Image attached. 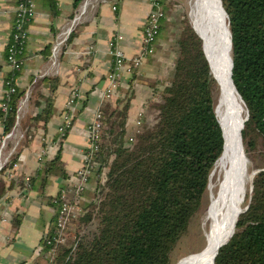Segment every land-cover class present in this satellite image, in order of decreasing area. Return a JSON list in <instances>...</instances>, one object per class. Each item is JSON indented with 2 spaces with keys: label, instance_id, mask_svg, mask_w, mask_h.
Wrapping results in <instances>:
<instances>
[{
  "label": "trees",
  "instance_id": "16d2710c",
  "mask_svg": "<svg viewBox=\"0 0 264 264\" xmlns=\"http://www.w3.org/2000/svg\"><path fill=\"white\" fill-rule=\"evenodd\" d=\"M82 1L75 0V6ZM161 1L167 8L166 0ZM222 2L232 32V78L248 110L243 144L248 158L259 149L262 165L253 177L248 208L240 214L234 235L219 249L215 264H264V0ZM182 24L179 57L156 101L157 118L130 133L128 98L103 109L102 142L91 176L93 198L82 203L79 199L84 213L71 224L77 229L68 230L55 262L44 256L42 237L43 251L30 264H173L174 250L202 210L211 173L224 150L220 114L215 111L221 80L214 67L219 85L212 76L202 39L186 19ZM24 93L18 88L8 112H2L3 136L15 127ZM51 108L52 102L34 119L48 120ZM17 158L15 153L0 173ZM57 161L46 163L38 175L54 172ZM32 186V179L23 184ZM61 197L59 192L51 200L56 213ZM55 219L56 214L49 230Z\"/></svg>",
  "mask_w": 264,
  "mask_h": 264
},
{
  "label": "crops",
  "instance_id": "0c3cea01",
  "mask_svg": "<svg viewBox=\"0 0 264 264\" xmlns=\"http://www.w3.org/2000/svg\"><path fill=\"white\" fill-rule=\"evenodd\" d=\"M18 2L0 0L1 166L15 153L18 155L15 165L0 173V190L4 189L0 197V264H30L39 254L41 239L56 214L51 200L77 181L76 174L88 146V125L98 109L116 107L128 98V131L132 133L136 129L143 112V122L151 121L156 101L171 80L179 57L175 29L166 15L155 52L136 69L125 70L119 88L106 100L108 75L114 60L110 42H115L128 58L139 52L150 1L94 0L95 7H89L84 19L75 25L67 44L60 50L57 64L53 65L52 47L74 25L82 2L76 7L75 0H35L36 12L28 24L24 65L15 75L17 87L25 93L10 132L13 135L3 145L8 134L3 136L1 104L7 90L6 80L14 73L7 62V45ZM74 92L78 96L69 106L67 102ZM50 102L49 119H34L45 112ZM66 114L72 116V124L62 136L59 128ZM57 159L54 172L38 175L46 163ZM27 178L32 179V189L23 187ZM94 188L95 180L91 179L81 203L93 198Z\"/></svg>",
  "mask_w": 264,
  "mask_h": 264
},
{
  "label": "built area",
  "instance_id": "2783aa9c",
  "mask_svg": "<svg viewBox=\"0 0 264 264\" xmlns=\"http://www.w3.org/2000/svg\"><path fill=\"white\" fill-rule=\"evenodd\" d=\"M149 1L151 3V10L144 23L143 41L139 52L135 56L128 58L126 54L115 44V42H110L114 60L112 70L108 75L109 87L105 92L106 100L111 98L114 92L119 88L122 75L125 70L127 72L132 71L135 67L141 65L148 56L155 52L156 43L161 31L162 21L166 17V13L161 0ZM35 6V0H19L17 5L16 17L11 31V39L7 45V62L14 73L13 77L6 80L7 90L5 92L4 100L1 104V110L5 114L9 110V103L11 102L13 93H15L18 89L15 83V75H17L22 70L24 65L23 56L26 51L29 36L28 24L35 16ZM89 7H95L94 0H83L80 8L75 14L74 25L68 27L54 43L51 54V61L53 65L57 64L61 48L67 44L73 28L76 24L84 19ZM121 38L122 36H119V39ZM77 96L78 92H74L71 95L67 102L69 106L75 102ZM103 113L104 111L102 106L100 109H98L93 120L88 125V146L85 150L83 164L76 174L77 181L72 183L65 191H62V200L58 202L55 226L52 230L46 231L43 235L47 247V250L44 252V256L52 263L57 259L60 247L66 242L67 232L70 229L71 224L84 213L83 206L79 199L81 198L86 187L89 185L93 169L95 168L94 158L97 152L100 150V145L102 142ZM143 114L137 121V127L135 129L136 131L144 121ZM155 118H157V113L152 118V121H154ZM71 124L72 116L66 114L64 122L59 128L60 134L62 136L66 134V131L71 126ZM12 135V133L7 135L3 141V145L5 144L6 139ZM130 139L131 141H134V136H132ZM1 154L2 152L0 150V158ZM1 167L2 166L0 164V169ZM26 181V184L29 185L30 178H27ZM42 251L43 248L41 246L39 253Z\"/></svg>",
  "mask_w": 264,
  "mask_h": 264
},
{
  "label": "bare ground",
  "instance_id": "6f19581e",
  "mask_svg": "<svg viewBox=\"0 0 264 264\" xmlns=\"http://www.w3.org/2000/svg\"><path fill=\"white\" fill-rule=\"evenodd\" d=\"M207 5L211 7L216 18V27L212 33L204 17ZM189 13L205 40L206 53L213 65L211 66L221 80L222 91L216 103H219L220 119L225 135V151L215 165L209 184L212 202L206 212L207 247L190 257L186 264H214L216 252L233 232L234 219L238 213L235 205L236 185L243 154L242 124L247 116V108L231 80V41L227 42L224 37L226 14L219 1L189 0ZM197 29L195 28L196 31Z\"/></svg>",
  "mask_w": 264,
  "mask_h": 264
},
{
  "label": "rangeland",
  "instance_id": "374dc122",
  "mask_svg": "<svg viewBox=\"0 0 264 264\" xmlns=\"http://www.w3.org/2000/svg\"><path fill=\"white\" fill-rule=\"evenodd\" d=\"M165 6H168L167 8L165 7L164 10L166 15H169V17L171 18L169 24L172 25L173 28L175 29L174 34L175 37H177V40L182 35V25H183L182 22L184 19L188 21L190 26L192 25L191 24L192 21V23L198 28V26L192 20L191 16L189 17V0H166ZM224 25L225 28L223 30V33L225 35L224 36L225 40L227 42H230V33H229L227 16L224 19ZM230 54L232 56L231 46H230ZM220 87L221 86L219 85L218 97L221 95V91H222V90L220 91L221 89ZM155 113L156 111L154 112V115ZM240 160L241 162L238 172L239 180H237V185H236V201H235L236 209L237 210L240 209L239 212L242 209H245L247 202H249L250 200V196H251L250 188L253 183L254 174L255 172L260 170V166L262 165V162L259 157V149L252 151L250 157L248 158L244 144H243V154ZM210 182H211V178H210ZM211 202H212V197L208 186L204 198V205L202 210L193 218L188 233L180 240L176 249L174 250L173 264H186V262L190 257L206 249L207 241H208L206 237V233H207L206 212L209 206L211 205ZM70 229L73 230L72 232H75L77 229V224L71 225Z\"/></svg>",
  "mask_w": 264,
  "mask_h": 264
},
{
  "label": "water",
  "instance_id": "95a60500",
  "mask_svg": "<svg viewBox=\"0 0 264 264\" xmlns=\"http://www.w3.org/2000/svg\"><path fill=\"white\" fill-rule=\"evenodd\" d=\"M219 1V3H220V6H221V8H222V10L225 12V14H226V16H227V19H228V25H229V33H230V41H231V47H232V32H231V28H230V19H229V16H228V13L226 12V10H225V8L223 7V2H222V0H218ZM189 17H190V13H189ZM204 17H205V20H206V23H207V25L209 26V31L212 33V31L215 29V27H216V18H215V16H214V13L212 12V10H211V7L209 8L208 7V5H207V8H206V10H205V13H204ZM191 24H192V22H191ZM191 27L193 28V30L198 34V36L202 39V41H203V48H204V53H205V55H206V58H207V60H208V62H209V65H210V69H211V73H212V76H213V78L215 79V81H216V83L218 84V81H217V79H216V77L214 76V74H213V69H212V66H211V63H210V60H209V58H208V56H207V53H206V48H205V40H204V38L195 30V28H194V26H193V24L191 25ZM233 65H234V63H233V58H232V66H231V76H232V69H233ZM232 80V82H233V78L231 79ZM219 85V84H218ZM233 85L235 86V84H234V82H233ZM235 88H236V86H235ZM217 89H218V87H217ZM237 90V89H236ZM237 92H238V90H237ZM239 93V92H238ZM240 95V94H239ZM241 96V95H240ZM242 98V97H241ZM243 100V99H242ZM244 102V101H243ZM245 104V103H244ZM218 106H219V103L217 102L216 103V115H217V117H218ZM246 106V105H245ZM247 119H248V110H247V116H246V118H245V120H244V123L242 124V130L244 129V127H245V122L247 121ZM218 121H219V124H220V126H221V128H222V132H223V137H224V150H223V153L221 154V156L219 157V159L223 156V154H224V151H225V135H224V130H223V126H222V123H221V120L218 118ZM218 159V160H219ZM211 175H212V173H211ZM252 189H253V183H252V186H251V188H250V191L252 192ZM248 208V205L246 206V208L245 209H247ZM245 209H242L240 212H239V215H238V217H237V219H236V222H235V228H234V231L232 232V234L230 235V238L234 235V233H235V229H236V225H237V221H238V218H239V216H240V214L242 213V212H244V210ZM230 238L229 239H227L220 247H219V249L222 247V246H224L229 240H230ZM219 249H218V251L216 252V255H215V258H216V256H217V254H218V252H219ZM215 258H214V264H215Z\"/></svg>",
  "mask_w": 264,
  "mask_h": 264
}]
</instances>
